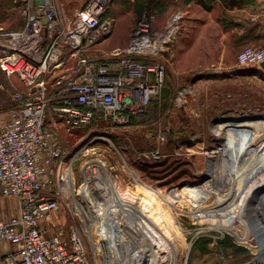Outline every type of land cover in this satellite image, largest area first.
<instances>
[{
  "label": "built area",
  "instance_id": "1",
  "mask_svg": "<svg viewBox=\"0 0 264 264\" xmlns=\"http://www.w3.org/2000/svg\"><path fill=\"white\" fill-rule=\"evenodd\" d=\"M24 1L23 26L0 28V67L25 85L13 93L16 104L0 120V264H99L95 254L101 247L92 242L96 236L99 245L105 242V253L113 256L111 264L121 256L129 258L131 248L136 253L128 264H147L148 257L135 243L140 235L130 226L115 228L109 211L116 199L112 197L111 204L102 196L105 190L99 191V163L85 164L80 197L69 190L71 178L76 183L79 152L67 155L58 123L72 134L89 126L96 112L99 119L127 124L131 113L144 110L163 90L166 66L155 55L174 39V23L160 31L156 17L145 13L128 45L101 58L95 45L112 32V19L103 18L112 0H86L72 17L63 16L52 0ZM259 14L264 15V8ZM263 62L264 44L245 45L230 69L252 64L264 69ZM184 93L179 92L178 101ZM153 155L160 157L158 150ZM130 171L136 182L144 183ZM86 183L95 200L82 193ZM65 197L80 216L68 233L60 216ZM76 201L91 213L90 230L89 218L76 209ZM129 203L126 209L132 215L136 202ZM115 231L132 243L124 254L117 245L110 248L117 239Z\"/></svg>",
  "mask_w": 264,
  "mask_h": 264
},
{
  "label": "rangeland",
  "instance_id": "2",
  "mask_svg": "<svg viewBox=\"0 0 264 264\" xmlns=\"http://www.w3.org/2000/svg\"><path fill=\"white\" fill-rule=\"evenodd\" d=\"M52 1L65 17L74 16L85 3V0ZM25 8L24 0H0V28L10 29L21 25ZM108 10L111 19L115 16L112 22L119 37L123 36L127 27H132L134 21L136 26L137 20L142 17H137L135 8L126 0H112ZM245 45L254 44L249 42ZM244 46L236 50L231 42L229 52H235L237 56ZM98 48L103 56L117 50L109 40ZM179 49L173 47L168 50L165 45L155 55V59L164 62L166 76L163 93L153 99L157 104L151 108L150 114L134 118L127 124L97 120L72 134L65 129L61 131L67 155L79 152L75 164L76 183L74 185L71 178L69 190H75L76 196L80 197L85 164L89 160L99 163L104 179L115 181L117 198L121 202L118 204L116 200L109 212L115 228L130 226L132 232L140 235V240H135V243L140 245L137 251L140 253L142 250L148 257L147 264H264V255L258 257L264 251V224L258 221L259 214L255 211L260 206L258 199L264 197V186L256 188L257 195L253 190L242 219L237 220L233 212V207L240 203L246 189V171L255 168L259 178L264 181V69L258 64L236 70L230 69L232 64L208 68L177 65L172 56ZM24 88L20 78L16 75L9 77L0 69V107H13L16 104L13 93ZM182 90L185 93L178 101ZM231 148L235 149L236 158L241 160V163L236 161L235 167V161L228 155ZM155 150L159 151L160 157L153 155ZM210 169L216 177L226 169L229 171L223 179L226 184L218 185L219 198L206 192L198 202L188 200L179 203L177 200L175 205L167 202L165 198L168 199V192L177 198L183 186L202 182ZM130 170L136 171L144 183L136 182ZM230 181L236 183L238 187L235 188L239 191L226 201L224 196L230 190ZM130 191L134 197L130 196ZM94 196V193L89 195L92 200H95ZM144 196L150 197L155 206L150 205L151 209L144 206L150 218L148 222L140 223L138 221L144 213L137 211L136 203L132 215L126 208H129L130 201H137L138 208V201L145 205L141 200ZM70 197L62 198L60 203V216L67 233L80 217ZM112 197L116 199V195L110 194L109 197L114 202ZM10 202L14 205L13 200ZM78 203L83 205L76 201L77 210ZM198 209L204 210L207 215L201 216ZM96 211L102 213L100 207ZM85 213L90 219L91 229V213L86 208ZM164 230L171 232L166 234L168 238L165 240L158 238V233ZM234 231L240 236H249L241 238ZM98 237L92 240L93 246L101 247L100 250L96 249L98 262L111 264L114 258L105 253V242L99 245ZM123 238L127 240L126 249L131 241L125 236ZM114 243L110 248L114 249L115 245L120 244V248L123 247L118 237H115ZM125 249L122 248L123 253ZM114 262L119 264L117 259Z\"/></svg>",
  "mask_w": 264,
  "mask_h": 264
},
{
  "label": "crops",
  "instance_id": "3",
  "mask_svg": "<svg viewBox=\"0 0 264 264\" xmlns=\"http://www.w3.org/2000/svg\"><path fill=\"white\" fill-rule=\"evenodd\" d=\"M263 8L264 0H176L164 13L155 16V26L162 31L173 21L175 38L166 47L168 50L173 47L182 49L172 56L177 65L198 68L234 65L237 56L235 52H229L231 42L236 50L249 42L264 44V15L259 14ZM133 23L122 37L116 35L113 23L111 34L97 42L95 52L101 54L98 46L108 40L117 49L127 46L135 27V21ZM10 108L0 107V120L7 116ZM99 120L116 123L109 119ZM58 126L60 131L65 129L62 124L58 123Z\"/></svg>",
  "mask_w": 264,
  "mask_h": 264
},
{
  "label": "bare ground",
  "instance_id": "4",
  "mask_svg": "<svg viewBox=\"0 0 264 264\" xmlns=\"http://www.w3.org/2000/svg\"><path fill=\"white\" fill-rule=\"evenodd\" d=\"M228 155H229V157H230V159L232 160V161H235V163H233L234 165H233V167H235V165H236V161H240V163H241V160H239L238 158H236V151H235V149H233V148H231V149H229L228 150ZM238 165V164H237ZM240 167V166H239ZM232 168V167H231ZM232 170V169H231ZM247 173V181H246V179H245V181L247 182V184H246V189L244 190V192H243V196H242V199H241V201H240V203L237 205V206H235V207H233V212H234V215H235V218L238 220H240V218L242 217V215L244 214V211L246 210V203H247V200L249 199V197H250V195L252 194V192H253V190L255 189V195H257V192H256V188L258 189V188H260V187H262V186H264V181L262 180V179H260L259 178V175H257V170L254 168H249L247 171H246ZM227 173H229V171H227V169L226 170H224V172H223V174L222 175H220L219 177H216V176H214L213 175V173H211V169L208 171V173H207V175L204 177V179H203V181L205 182H198V183H196V184H194V185H188V186H183V188L181 189V192L179 193V195H178V197L176 198V196L174 195V194H172L171 192H168V193H170V195L168 196L167 195V197H168V199L167 198H165L166 200H167V202L169 203V204H171V205H175L176 204V202H177V200H179V203H181V202H184V201H192V202H198L199 200H201V199H203V196L206 194V192H207V195H209V194H214L217 198H219L218 196H217V188H218V185L220 184V183H225L224 181H223V179H225V176H227ZM245 174V173H244ZM235 175H236V173H235ZM210 176V177H209ZM97 177H98V187H99V191L100 190H105L104 191V193L102 194V196H107V198H109L110 197V194H114V195H116V200L118 201V204H121V202L119 203V197L117 198V193H118V190H117V188H116V183H115V181H113L112 179H110V178H108V179H104V176H103V174L102 173H99V175L97 174ZM236 180V179H235ZM249 180V181H248ZM227 181V180H226ZM228 183V182H227ZM87 184V183H86ZM85 184V187H83V190H82V193H84L86 196L88 195V197H89V195H93V192H92V189L90 190V186H89V184H87L86 185ZM226 184V183H225ZM228 184H230L229 185V187H230V190L225 194V200L226 201H229V200H231V196H232V194L233 193H236L237 192V190H238V188H237V190H236V188H235V186H237L236 185V183H234V181H233V183H231V181L228 183ZM259 185H261V186H259ZM238 187V186H237ZM220 189V188H219ZM116 191V192H115ZM239 191V190H238ZM243 191V190H242ZM242 193V192H241ZM129 194H130V196H133L134 197V195H133V192H129ZM136 194V193H135ZM121 195V194H120ZM164 196H165V194H164ZM92 198V197H91ZM127 199V198H126ZM142 201H143V203H145V205H143L140 201H138V206H140L139 208L137 207V201H136V209H137V211H140V212H143L144 213V216L142 217V219L141 220H139L138 222H140V223H145V222H148V219L150 218L149 217V212L148 211H146L148 208H150L149 206L150 205H154L153 204V201H151V198L150 197H146V196H144V198L142 197V199H141ZM258 201H259V205L260 206H257L256 207V212H257V214H259L258 215V221L260 220L263 224H264V197H262V198H260V199H258ZM112 202V201H111ZM112 204H113V202H112ZM141 204V205H140ZM257 204V203H256ZM143 205V206H142ZM119 206V205H118ZM144 206H145V208H147V209H145L144 208ZM155 206V205H154ZM256 206V205H255ZM157 207V206H156ZM201 207V206H200ZM199 207V208H200ZM77 208H78V211L79 212H81V213H83L84 215H86V213H85V207H83V205H80L79 203L77 204ZM112 208H113V206H112ZM139 209V210H138ZM151 209V208H150ZM153 209V208H152ZM112 210V209H111ZM154 210V209H153ZM198 210H200V209H198ZM263 210V211H262ZM156 211V210H155ZM110 212V211H109ZM157 212H158V210H157ZM200 213V215L202 216V215H207V213L204 211V210H200L199 211ZM111 213H112V211H111ZM152 213V212H151ZM159 213V212H158ZM161 213V212H160ZM111 215V214H110ZM160 215V214H159ZM112 216V215H111ZM163 216V215H162ZM160 217V216H159ZM209 218H211V217H209ZM208 218V219H209ZM243 218V217H242ZM241 218V219H242ZM113 219V218H112ZM235 219V220H236ZM161 220V219H160ZM89 221H90V219H89ZM113 221H114V219H113ZM259 221V222H260ZM91 223V222H90ZM151 224V223H150ZM165 227V226H164ZM212 228H215V226H211ZM230 228V227H229ZM90 229V228H89ZM231 230H234L232 227L230 228ZM263 231H264V225H263V229H262ZM116 232V231H115ZM235 232V231H234ZM246 232V231H245ZM247 233V232H246ZM166 234H171V232H168V230H164V231H161L160 233H158V238H161V239H163V240H165V239H167L168 238V236L166 235ZM235 234L236 235H238L239 237H241V238H248V236L249 235H247V234H245L244 236H240L239 235V233L238 232H235ZM115 236H117V237H119V235L117 234V232H116V234H115ZM119 239H120V241H121V243H122V245H123V249H125V243H127V240L125 239V238H121V237H119ZM115 241V240H114ZM253 242V241H252ZM150 243V242H149ZM115 244V243H114ZM256 244V243H255ZM121 245V244H120ZM120 245H118L119 247H118V250H120V252H123L122 251V248L120 249ZM263 247H264V244H262V249H263ZM132 250H131V252L132 253H136V251H134L135 249H133V248H131ZM175 249H177V248H175ZM132 253L130 254L131 256H129V258H127L126 256H121V258L123 257V260H124V262L125 263H130V260H132ZM153 253V252H152ZM179 253V252H178ZM264 253V251L258 256V257H261L262 255H264L263 254ZM124 254V253H123ZM181 254V253H180ZM174 255V254H173ZM155 256H157L156 254H155ZM175 256V255H174ZM176 257V256H175ZM174 257V258H175ZM177 258V257H176ZM184 259V258H183ZM118 260V259H117ZM119 261V260H118ZM135 261V259H134V256H133V261H132V263ZM177 261H179L178 259H177ZM125 263H123V261L121 262V261H119V264H125ZM150 263H151V260H150ZM135 264V263H134ZM176 264H180V263H176Z\"/></svg>",
  "mask_w": 264,
  "mask_h": 264
},
{
  "label": "trees",
  "instance_id": "5",
  "mask_svg": "<svg viewBox=\"0 0 264 264\" xmlns=\"http://www.w3.org/2000/svg\"><path fill=\"white\" fill-rule=\"evenodd\" d=\"M187 1H189V0H184V2H187ZM126 2H127V4H131L135 8L136 13L138 14L137 17H139L145 13H149V14H152L154 16L162 14L165 12L167 7L170 6L171 4L175 3L176 0H126ZM109 14H110V12L108 10L103 15V18H110ZM112 14H113V11H112ZM23 24H24V19H23L21 25H19L18 27L10 28L7 30L20 28L21 26H23ZM4 29H6V28H4ZM163 88H164V86H163ZM154 104H157V102L152 99L150 101V103L148 105H146L144 110L131 113L130 121L133 120L134 118L140 117L141 115L145 116V115L150 114L152 112L151 108L154 107ZM100 115L101 114L99 112H96V117L93 120V122H96L97 120H99ZM203 239H205V238H203Z\"/></svg>",
  "mask_w": 264,
  "mask_h": 264
},
{
  "label": "water",
  "instance_id": "6",
  "mask_svg": "<svg viewBox=\"0 0 264 264\" xmlns=\"http://www.w3.org/2000/svg\"><path fill=\"white\" fill-rule=\"evenodd\" d=\"M172 38H175V34H174V35H172ZM262 65L264 66V62L262 63Z\"/></svg>",
  "mask_w": 264,
  "mask_h": 264
}]
</instances>
